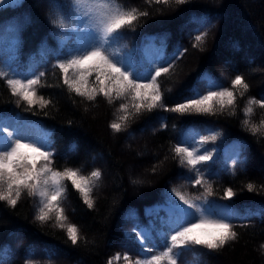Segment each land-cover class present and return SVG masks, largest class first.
Instances as JSON below:
<instances>
[{
	"label": "trees",
	"instance_id": "trees-1",
	"mask_svg": "<svg viewBox=\"0 0 264 264\" xmlns=\"http://www.w3.org/2000/svg\"><path fill=\"white\" fill-rule=\"evenodd\" d=\"M122 3L147 10L149 16L135 22L134 31L124 29L126 35L114 47L131 54L141 68L172 64L169 73L158 78L167 107L182 102L194 85L206 94L207 84L201 79L205 74L229 88L237 74H244L249 88L243 96L236 92L234 109L209 115L145 110L131 116L117 133L110 125L119 122V106L127 101L109 104L103 96L88 101L69 93L59 69L53 67L87 31L82 25L73 31L51 23L57 16L74 22L73 0H21L0 6L3 59L11 55V42L18 41L12 67L25 74L44 72L42 82L60 85L39 88L38 95L52 104L28 110L23 102L17 106L18 98L0 79V117L18 119L22 124L36 122L48 130L56 170L79 168L84 175L95 169L102 172L92 193L93 208L65 182L67 198L61 206L67 222L80 229L77 245L57 226L54 214L43 223L36 219L38 197L25 192L14 208L0 202V264H108L110 259L113 264H126V253L133 261L143 259L139 243L127 235L134 228V221L128 218L130 210H135L139 223L150 228L159 243L158 233L168 231L167 193L173 188L189 196L204 192V187L189 182L193 174L180 165L172 148L184 135H208L210 130L221 135L205 145L209 150L216 148L214 161L203 168L213 191L208 199L216 205L230 204L226 222L232 224L238 238L215 251L195 246L183 257V264H264V128L253 135L242 124L246 118L249 127L264 120V108L259 105H253L251 117L243 112L250 98L264 99V0H188L182 5L172 0L167 6L148 5L145 0ZM204 31L208 32L205 42L193 47L194 37ZM178 51H184L183 56L173 59ZM90 79L94 81V77ZM162 121L167 127H161ZM225 142L234 143V150L239 148L234 172L233 159L224 160L218 150ZM250 182L255 191L247 190ZM229 187L236 194L230 200L223 198ZM155 208L158 211H152ZM118 253L121 258L116 260Z\"/></svg>",
	"mask_w": 264,
	"mask_h": 264
},
{
	"label": "snow or ice",
	"instance_id": "snow-or-ice-1",
	"mask_svg": "<svg viewBox=\"0 0 264 264\" xmlns=\"http://www.w3.org/2000/svg\"><path fill=\"white\" fill-rule=\"evenodd\" d=\"M20 0H12L19 3ZM148 5H170L172 0H145ZM176 4H185L188 0H174ZM9 0H0V6L8 4ZM76 13L74 22L69 23L67 18L57 16L51 23L59 29H72L78 31L79 26L87 30L81 33L82 38L64 59H57L53 66L62 74V83L69 93H75L88 101H95L98 96L106 98L109 104L115 100H125L121 103L119 122H113L110 127L119 133L126 126L131 116L142 111H152L161 108L167 112L180 114H215L217 110L235 108L239 91L243 96L249 85L244 74H237L231 80V87H224L222 82L205 74L201 79L206 81L207 91L202 94L198 86H192L182 102L169 108L164 103V93L158 78L169 73L172 67L147 64L139 67L132 59L131 54L121 53L114 46L124 38V29L135 30L141 17L149 16L147 10L141 11L137 7H128L122 0H73ZM207 31L194 37L198 47L205 42ZM18 41H12L9 48V58L3 59L0 49V79L5 80L11 95L17 97V106L21 102L31 110L38 105L41 109L47 108L52 101L38 95L42 87H60L59 84L51 85L42 82L44 72L20 73L12 67ZM186 51V50H184ZM184 51H178L173 59L183 56ZM46 54V50L41 56ZM94 77V81L90 78ZM170 91V90H169ZM253 105L264 108V99L250 98L244 108V116L251 117ZM130 109L132 111H130ZM234 114V113H232ZM242 124L248 127L253 135L264 128V120L259 126L252 124L249 119H244ZM161 127H167L162 121ZM28 126L16 121H8L0 117V202H6L10 207H16L22 194L27 192L31 197H38L36 219L46 222L53 218L59 228L65 229L68 239L77 245L80 229L74 223H68L65 209L61 206L67 198V185L80 194L84 204L93 208V190L102 179V172L95 169L88 175L82 174L81 169L66 167L63 171L56 170L53 166L54 145L44 133L41 137H33L27 132ZM221 133L210 130L208 135L192 133L184 135L172 148L182 167H186L193 175L189 182L195 187H204V192L197 196H189L179 189L173 188L167 193V207L169 219L166 221L167 232L158 233L159 243L152 235L150 228L142 226L135 210H130L129 219L134 221L133 233H128L140 245L139 255L143 259L133 261L126 253L123 256L126 264H183V257L195 246H202L209 250H219L227 243L235 241L238 234L233 231L231 223L226 222L227 216L223 210L227 206L216 205L208 197L213 195L211 184L204 178L203 168L209 161H214L215 148L209 150L205 147L210 142H215ZM239 156V148L237 149ZM238 160L233 158V172ZM242 163V161H240ZM155 171V169H153ZM249 192L255 191V185H246ZM236 194L232 188L225 190L224 199H231ZM155 211V210H152ZM150 211L148 214H152ZM151 245V247L149 246ZM261 247H264L262 245ZM162 249V250H161ZM120 254L115 257L119 260ZM108 264H113L112 259Z\"/></svg>",
	"mask_w": 264,
	"mask_h": 264
},
{
	"label": "rangeland",
	"instance_id": "rangeland-1",
	"mask_svg": "<svg viewBox=\"0 0 264 264\" xmlns=\"http://www.w3.org/2000/svg\"><path fill=\"white\" fill-rule=\"evenodd\" d=\"M20 1H21V0H20ZM19 3H20V2H19ZM19 3H12V0H9V3H8V4H5V5H16V4H19ZM2 6H3V5H2ZM26 125L28 126V128H27V132H28V134L31 135V136H33V137H37V138H39V137L42 136V134L47 133V131H45L44 129H42L41 127H39V126L36 125V124L28 123V124H26ZM47 134H48V133H47ZM228 149H229V146L227 145V146L224 148L223 152H226ZM218 150H219V149H218ZM164 208H165V211H166V213H167V216L169 217V210H168V207L165 206ZM155 211H158V208H155ZM223 211H224V212H227L228 210L225 209V210H223Z\"/></svg>",
	"mask_w": 264,
	"mask_h": 264
}]
</instances>
